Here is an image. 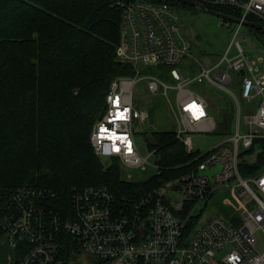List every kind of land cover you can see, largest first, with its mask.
Segmentation results:
<instances>
[{
    "label": "built area",
    "instance_id": "2783aa9c",
    "mask_svg": "<svg viewBox=\"0 0 264 264\" xmlns=\"http://www.w3.org/2000/svg\"><path fill=\"white\" fill-rule=\"evenodd\" d=\"M195 2L233 8L240 15L236 19L248 22L253 17L264 26V0ZM115 8L121 15L116 62L131 67L134 75L111 81L105 112L90 132L93 152L106 158V168L141 167L147 158L134 138L144 135L149 154L157 157L142 129L149 113L134 97L135 85L145 80L147 92L168 106L176 123L174 136L189 159L167 168L159 166L157 157L156 177L165 171L173 176L138 183L120 197L103 187L74 188L69 207L52 191L0 189V237L13 253L11 264H264V167L253 175L240 171L242 155L264 141V58L257 63L246 59L232 40L229 48L234 46L235 56L228 58V48L205 69L189 53L174 7L119 0ZM222 24L228 28L231 23ZM236 25L234 36L241 28ZM184 59L195 64L181 68ZM159 67L168 68L163 79L149 72ZM168 80L175 84L169 86ZM234 82L237 95L229 89ZM199 84L228 93L233 101L227 138L203 154L190 136L218 127L208 114L211 104L204 91L191 89ZM169 90L175 91L174 103ZM242 104L253 109H244L241 119ZM222 193L244 203L239 210L221 212L223 217L213 210L215 216L203 222L208 201Z\"/></svg>",
    "mask_w": 264,
    "mask_h": 264
},
{
    "label": "trees",
    "instance_id": "16d2710c",
    "mask_svg": "<svg viewBox=\"0 0 264 264\" xmlns=\"http://www.w3.org/2000/svg\"><path fill=\"white\" fill-rule=\"evenodd\" d=\"M118 1L0 0L1 190H48L69 207L74 188L103 187L120 197L139 186L122 180L116 165L104 167L89 140L111 80L134 72L116 62L121 24L115 8ZM148 1L167 3L179 14L201 12L176 0ZM198 4L240 17L230 7ZM246 20L258 22L253 17ZM167 69L149 68V72L163 79ZM160 103V98L151 96L143 105L149 118ZM231 115L232 111L224 113L216 121L217 127L222 121L218 134H228ZM145 134L159 166L173 168L189 159L174 131ZM242 156V175L259 172L264 167V141ZM171 176L161 172L152 181Z\"/></svg>",
    "mask_w": 264,
    "mask_h": 264
},
{
    "label": "rangeland",
    "instance_id": "374dc122",
    "mask_svg": "<svg viewBox=\"0 0 264 264\" xmlns=\"http://www.w3.org/2000/svg\"><path fill=\"white\" fill-rule=\"evenodd\" d=\"M179 25L182 28V34L187 40L189 46V53L191 54L194 61L198 62L205 69H210L221 60V57L228 50L232 40L238 42L241 45L246 59L257 63V59L259 57L264 58V37L255 36L253 32L247 27L241 26L237 35L234 36V33L237 29L236 24L231 23L227 28L222 24V22L218 18L209 16L199 11L181 12ZM235 54V48L234 46H231V48H229L227 52L228 58L235 56ZM194 61L184 59L180 67L183 68L184 64L193 65L195 64ZM234 77L235 74L233 75V78ZM146 83L147 82L145 80H139V82L134 87V97L137 100V106L141 103L142 105H144L151 98V95L146 90ZM167 84L169 86H173L175 83L171 80H168ZM238 86L239 85L234 82V84L230 86L229 89L234 91L237 95ZM191 89L197 93L201 92L202 90L204 91L211 104L207 109L208 114L212 116L216 121H219V119L223 117L224 113L231 111L233 113V101L229 97L228 93H225L213 87H209L207 84L195 85ZM168 98L172 103H174L175 91L169 90ZM160 100L161 103L159 104V109H157L155 112L152 113V115H150L148 121L145 123L144 126H142L143 131L145 130V132H171L176 130V123L170 116L168 106L161 98ZM244 109L250 110V108H247L242 104L243 111L241 119L247 113V110ZM232 120L233 116L231 115L230 122H232ZM93 125L94 123L92 124L91 130L93 128ZM221 126L222 121H220V124H218V129H220ZM227 136L228 135H221L218 134L217 131H214L209 134H192L190 138L194 147L199 150L200 154H203L211 150L219 143L223 142L227 138ZM134 140L140 155L143 158H147L148 164L136 168L121 167L119 168V170L122 180L126 182L141 183L150 180L151 178L156 176L155 165L157 164V157L149 154L144 135H137ZM255 155L253 157H255ZM100 161L105 167V164L107 163L106 158H101ZM170 196L172 198H175L172 195ZM242 203H244V201H239L235 199L232 194L222 193L221 195H217L208 201L206 205V210L203 214V222L215 216L213 210L219 211L218 216L223 217L221 215V212L225 211L229 213L236 209L239 210V205ZM2 244V238L0 237V264H11L13 261V253Z\"/></svg>",
    "mask_w": 264,
    "mask_h": 264
},
{
    "label": "water",
    "instance_id": "95a60500",
    "mask_svg": "<svg viewBox=\"0 0 264 264\" xmlns=\"http://www.w3.org/2000/svg\"><path fill=\"white\" fill-rule=\"evenodd\" d=\"M176 1L181 3L182 5H185V6H191L193 8H197L198 10L203 12L204 14H207L209 16L218 18L219 20H223V21H225L227 23L240 24L241 26L247 27L250 30L264 32V26H262L260 24L246 22V21H241L239 19L224 15L222 13H218V12L207 10L206 8H204L203 6L198 4L197 2H193V1H190V0H176ZM104 112H105V107L102 108L99 116H101ZM210 174L211 173H209V175Z\"/></svg>",
    "mask_w": 264,
    "mask_h": 264
},
{
    "label": "crops",
    "instance_id": "0c3cea01",
    "mask_svg": "<svg viewBox=\"0 0 264 264\" xmlns=\"http://www.w3.org/2000/svg\"><path fill=\"white\" fill-rule=\"evenodd\" d=\"M246 107H247V106H246ZM247 108H250V110H251V109H253V106H249V107H247Z\"/></svg>",
    "mask_w": 264,
    "mask_h": 264
},
{
    "label": "snow or ice",
    "instance_id": "6c2138e0",
    "mask_svg": "<svg viewBox=\"0 0 264 264\" xmlns=\"http://www.w3.org/2000/svg\"><path fill=\"white\" fill-rule=\"evenodd\" d=\"M102 131H106V130L102 129Z\"/></svg>",
    "mask_w": 264,
    "mask_h": 264
}]
</instances>
